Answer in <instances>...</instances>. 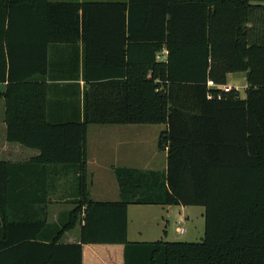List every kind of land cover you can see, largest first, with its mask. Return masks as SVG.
Here are the masks:
<instances>
[{"label": "trees", "instance_id": "obj_1", "mask_svg": "<svg viewBox=\"0 0 264 264\" xmlns=\"http://www.w3.org/2000/svg\"><path fill=\"white\" fill-rule=\"evenodd\" d=\"M113 18L124 35L128 25V59L114 61L123 75L103 73L109 59L90 52ZM78 38L82 119L46 122L45 88L32 79L47 71L49 43ZM235 72L245 73L244 98L234 90L207 98L208 79L225 84ZM0 82L7 140L39 149L32 162L75 165L79 185L74 208L40 241L45 218L6 217L11 171L0 161V264H81L83 244H122L124 264H264V0H0ZM124 123L166 125L157 141L166 168L115 167L119 200H91L86 127ZM128 204L200 205L203 238L128 241ZM79 220L80 241L59 242Z\"/></svg>", "mask_w": 264, "mask_h": 264}, {"label": "crops", "instance_id": "obj_2", "mask_svg": "<svg viewBox=\"0 0 264 264\" xmlns=\"http://www.w3.org/2000/svg\"><path fill=\"white\" fill-rule=\"evenodd\" d=\"M128 0H54L50 2H127ZM30 27L32 24L29 25ZM32 28V27H31ZM108 31L104 36L93 35L90 40V52L97 58L107 57L109 64L102 69L110 75H123V65L114 64L116 60L128 59L130 44L128 25L126 38L123 27L114 18L108 24ZM25 36L30 42L34 39L32 31ZM28 34V32H27ZM10 46L16 43L15 31L9 35ZM126 49V54H125ZM167 51V49L164 47ZM6 51V49H5ZM15 52V50H14ZM37 52V51H36ZM166 54L157 53V60L164 61ZM86 44L82 38L72 43H54L47 45V71L37 74L34 82L41 83L45 88V120L50 123L81 120L83 109V91L86 86L84 64ZM94 70V71H93ZM92 73L99 74V69ZM128 70V65H127ZM232 74V73H231ZM229 74V75H231ZM238 80H234L237 83ZM7 82H0V161L9 165L10 195L5 202L8 204L6 217L12 220H42L45 226L37 236L40 241L48 242L52 229L67 213L74 208L79 195L78 171L73 164L62 163H35L34 158L39 156L40 150L24 146L18 142H9L6 138L7 126L5 123V99L2 93L6 91ZM34 119V118H30ZM151 124H88L86 127V170L88 197L94 201L116 202L119 200V190L111 193L110 198L95 199L90 188L95 173L111 171L115 167H128L137 170L162 171L166 168V150L158 148V137L165 130V124L158 129H151ZM146 144H155L156 150L146 153ZM163 156V159L156 157ZM115 177V176H114ZM89 178L92 180L89 181ZM24 190L23 192H20ZM106 193L101 194L105 197ZM156 204H128L127 205V240L156 241L143 238L146 233L138 229L137 238H129V210L137 208L152 209ZM181 208L185 205L178 204ZM168 210H171V205ZM204 211V209H203ZM203 213V212H202ZM3 215L0 212V229ZM83 222L66 230L59 242L75 243L80 241V228ZM78 228L76 231L75 228ZM52 228V227H51ZM177 228V227H176ZM2 233L0 230V237ZM81 264H124L122 244H83Z\"/></svg>", "mask_w": 264, "mask_h": 264}, {"label": "rangeland", "instance_id": "obj_3", "mask_svg": "<svg viewBox=\"0 0 264 264\" xmlns=\"http://www.w3.org/2000/svg\"><path fill=\"white\" fill-rule=\"evenodd\" d=\"M54 1V0H49ZM234 80L239 82V97H245L246 78L244 72H235L227 76V83L234 85ZM151 129H158L161 125H148ZM146 153L149 155L151 151L156 150L155 144H146ZM156 157L163 159V156L156 154ZM93 183L90 188L93 198H110L111 193L117 191L118 185L111 171H100L95 173ZM92 179L89 178V181ZM106 193L102 197L101 194ZM168 210L166 205H153L152 209L137 208L138 210H129V238L133 240L137 238L136 231L138 229L146 231L143 238L163 241H200L204 234V218L203 207L200 205H185L181 208L178 204L171 205ZM176 227H182L183 232H178ZM77 231L78 228L76 227Z\"/></svg>", "mask_w": 264, "mask_h": 264}, {"label": "built area", "instance_id": "obj_4", "mask_svg": "<svg viewBox=\"0 0 264 264\" xmlns=\"http://www.w3.org/2000/svg\"><path fill=\"white\" fill-rule=\"evenodd\" d=\"M164 53H167V51L165 49H162L160 54H164ZM206 87L208 89V91H207V98L208 99H212V98L221 99L223 94L228 93L232 90H234L235 92H238L239 88H240L239 82L235 83L234 85H230L228 83L217 84L214 81H212L211 79L207 80ZM210 89L216 90V93L212 92ZM176 230L178 232H183L182 227H177Z\"/></svg>", "mask_w": 264, "mask_h": 264}]
</instances>
